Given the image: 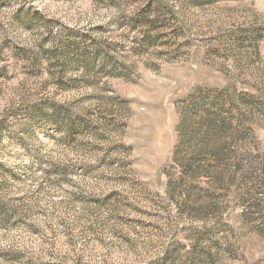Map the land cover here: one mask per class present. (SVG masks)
I'll return each mask as SVG.
<instances>
[{
    "label": "rangeland",
    "instance_id": "obj_1",
    "mask_svg": "<svg viewBox=\"0 0 264 264\" xmlns=\"http://www.w3.org/2000/svg\"><path fill=\"white\" fill-rule=\"evenodd\" d=\"M0 264H264V0H0Z\"/></svg>",
    "mask_w": 264,
    "mask_h": 264
}]
</instances>
